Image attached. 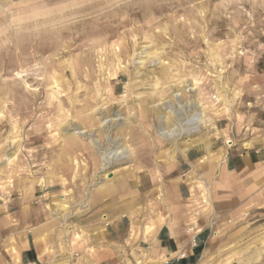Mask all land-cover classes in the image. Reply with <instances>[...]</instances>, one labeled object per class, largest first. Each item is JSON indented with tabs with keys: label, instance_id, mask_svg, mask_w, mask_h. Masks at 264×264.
Masks as SVG:
<instances>
[{
	"label": "rangeland",
	"instance_id": "rangeland-1",
	"mask_svg": "<svg viewBox=\"0 0 264 264\" xmlns=\"http://www.w3.org/2000/svg\"><path fill=\"white\" fill-rule=\"evenodd\" d=\"M263 126L264 0H0V201L24 198L32 239L44 219L43 264H150V188ZM107 205L125 212L118 238ZM262 207L227 215L195 264H264Z\"/></svg>",
	"mask_w": 264,
	"mask_h": 264
},
{
	"label": "crops",
	"instance_id": "crops-1",
	"mask_svg": "<svg viewBox=\"0 0 264 264\" xmlns=\"http://www.w3.org/2000/svg\"><path fill=\"white\" fill-rule=\"evenodd\" d=\"M221 153L224 154L223 160L209 157L207 149H198L192 153L190 151L186 159L183 158L175 165L171 179L159 187L150 188L149 198H154L155 202L154 208L151 203L149 208L158 213L148 232L143 225L137 226L140 232L139 240L146 242L150 247V264H195L214 240L213 233L218 236L228 229L227 222L224 221L227 215L238 219L246 211L255 212L263 208L264 126L252 127L246 140L233 143ZM187 174L196 176L204 185L205 192H210L212 210L204 211L202 217L196 221L190 220L189 214L186 213L197 207L203 208L201 199L206 193L203 194L201 189L192 193L191 187L184 179ZM140 183L141 181L136 180L133 186L137 187ZM132 188L134 190V187ZM158 194L162 195L161 202H157ZM20 197L10 202L0 201V264H43L45 251L41 254L37 243L40 247L39 236L44 228V219L41 217L36 222H31L36 229L33 231L35 238H30L28 208L24 198ZM132 197L133 206L127 207V210H135L141 203V196L133 194ZM107 199L112 203L117 202L120 194L110 191ZM102 209L111 213L113 221L117 220L113 223L110 234L116 238L122 236L126 225L118 220L125 212L110 205ZM209 215L218 222L212 225L214 221H209ZM190 222H196L195 227L200 229L198 249L191 247L188 238L187 229L192 224ZM96 234L105 236L102 232ZM96 234L92 237L96 242H100L102 237ZM182 255L185 257L182 258ZM13 259L16 263H13Z\"/></svg>",
	"mask_w": 264,
	"mask_h": 264
},
{
	"label": "built area",
	"instance_id": "built-area-1",
	"mask_svg": "<svg viewBox=\"0 0 264 264\" xmlns=\"http://www.w3.org/2000/svg\"><path fill=\"white\" fill-rule=\"evenodd\" d=\"M218 221H214L212 223V225L216 224ZM196 222H192L190 228L188 229V233L191 234V240H190V244L191 247L194 249H197L199 247V243H198V236L200 234V230H196L195 224ZM196 230V231H195ZM195 232V233H194ZM213 235L216 236V233H213ZM185 255H182V258H184Z\"/></svg>",
	"mask_w": 264,
	"mask_h": 264
},
{
	"label": "bare ground",
	"instance_id": "bare-ground-1",
	"mask_svg": "<svg viewBox=\"0 0 264 264\" xmlns=\"http://www.w3.org/2000/svg\"><path fill=\"white\" fill-rule=\"evenodd\" d=\"M200 120L201 119L198 118V117H193V118H191L189 120L188 124H197V123H200L201 122ZM164 134H167L168 137H170V136L173 135L172 133H170V134L169 133H162V135H164ZM104 160L106 161V158H104Z\"/></svg>",
	"mask_w": 264,
	"mask_h": 264
}]
</instances>
